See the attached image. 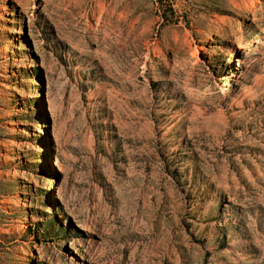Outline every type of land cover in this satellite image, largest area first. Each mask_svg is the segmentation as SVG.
<instances>
[{
	"label": "rangeland",
	"instance_id": "374dc122",
	"mask_svg": "<svg viewBox=\"0 0 264 264\" xmlns=\"http://www.w3.org/2000/svg\"><path fill=\"white\" fill-rule=\"evenodd\" d=\"M0 264H264V0H0Z\"/></svg>",
	"mask_w": 264,
	"mask_h": 264
},
{
	"label": "bare ground",
	"instance_id": "6f19581e",
	"mask_svg": "<svg viewBox=\"0 0 264 264\" xmlns=\"http://www.w3.org/2000/svg\"><path fill=\"white\" fill-rule=\"evenodd\" d=\"M256 44H261L262 41H261V36H257L256 37V41H255Z\"/></svg>",
	"mask_w": 264,
	"mask_h": 264
},
{
	"label": "trees",
	"instance_id": "16d2710c",
	"mask_svg": "<svg viewBox=\"0 0 264 264\" xmlns=\"http://www.w3.org/2000/svg\"><path fill=\"white\" fill-rule=\"evenodd\" d=\"M163 6V5H162ZM164 7V6H163Z\"/></svg>",
	"mask_w": 264,
	"mask_h": 264
}]
</instances>
